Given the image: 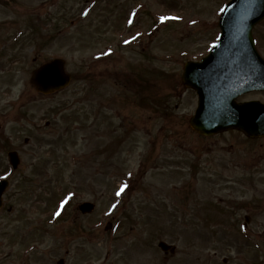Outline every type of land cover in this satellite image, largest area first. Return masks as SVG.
Instances as JSON below:
<instances>
[{
    "label": "rangeland",
    "instance_id": "obj_1",
    "mask_svg": "<svg viewBox=\"0 0 264 264\" xmlns=\"http://www.w3.org/2000/svg\"><path fill=\"white\" fill-rule=\"evenodd\" d=\"M226 1L73 0L61 5L73 28L67 19L58 42L25 27L22 66L0 44V173L10 148L21 160L0 209V264H264V137L196 133V93L180 83L184 62L217 39ZM135 5L145 7L130 26ZM170 13L182 20L123 43ZM253 36L264 57V19ZM121 39L116 54L95 59ZM53 57L71 82L40 95L31 72ZM250 99L264 102V92L238 98ZM84 201L91 212L78 209Z\"/></svg>",
    "mask_w": 264,
    "mask_h": 264
},
{
    "label": "water",
    "instance_id": "obj_2",
    "mask_svg": "<svg viewBox=\"0 0 264 264\" xmlns=\"http://www.w3.org/2000/svg\"><path fill=\"white\" fill-rule=\"evenodd\" d=\"M264 18V0H230L219 19V41L201 62H186L181 76L182 85L197 93V107L189 119L190 127L212 135L228 129H238L249 137L264 136V103L250 100L235 102L247 91H264V60L259 56L251 36L252 27ZM70 75L64 71V60L53 59L35 69L31 83L42 93L65 87ZM13 166L18 163L15 151L8 153ZM7 185L0 181L1 194ZM85 213L93 204L83 202ZM158 246L173 252V246L159 242Z\"/></svg>",
    "mask_w": 264,
    "mask_h": 264
},
{
    "label": "flooded vegetation",
    "instance_id": "obj_3",
    "mask_svg": "<svg viewBox=\"0 0 264 264\" xmlns=\"http://www.w3.org/2000/svg\"><path fill=\"white\" fill-rule=\"evenodd\" d=\"M29 2V0H0V44L3 43L10 49L9 57L14 62H18L19 66H22L21 59L25 57L26 26L41 28V31H37V35L33 36L40 43L58 42L66 31L67 19L73 28V13L64 18L61 11V5H73V0H36L32 5ZM46 29L49 30L48 33ZM71 34L73 35V31ZM25 96L24 91L14 104L24 107L28 102L24 101Z\"/></svg>",
    "mask_w": 264,
    "mask_h": 264
},
{
    "label": "snow or ice",
    "instance_id": "obj_4",
    "mask_svg": "<svg viewBox=\"0 0 264 264\" xmlns=\"http://www.w3.org/2000/svg\"><path fill=\"white\" fill-rule=\"evenodd\" d=\"M221 11H223V9H222ZM161 19H162V20H166V19H168V17H161ZM125 187H126V185H125V186H122V187L116 192V195H117V196L121 195V193L124 191V188H125ZM57 215H59V213H57Z\"/></svg>",
    "mask_w": 264,
    "mask_h": 264
},
{
    "label": "trees",
    "instance_id": "obj_5",
    "mask_svg": "<svg viewBox=\"0 0 264 264\" xmlns=\"http://www.w3.org/2000/svg\"><path fill=\"white\" fill-rule=\"evenodd\" d=\"M170 81V80H169ZM175 90V86L172 87V91Z\"/></svg>",
    "mask_w": 264,
    "mask_h": 264
}]
</instances>
